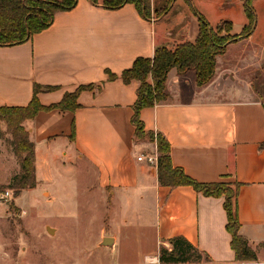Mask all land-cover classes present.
Instances as JSON below:
<instances>
[{
	"label": "crops",
	"instance_id": "crops-1",
	"mask_svg": "<svg viewBox=\"0 0 264 264\" xmlns=\"http://www.w3.org/2000/svg\"><path fill=\"white\" fill-rule=\"evenodd\" d=\"M102 1L78 0L28 42L0 47V107L28 106L35 85L42 87L37 96L44 107L93 86L78 94L76 110L41 111L25 123L35 144L37 179L28 192L54 204L73 202L83 182L87 198L95 197L100 206L89 219L90 228H99L93 246L115 252L124 238L155 243V254L144 255L145 264H161L160 249L177 237L210 257L199 264H264L259 255L264 249L258 248L264 243V101L239 77L243 68L264 63V0H253L255 30L217 59L211 85L198 95L189 89L195 73L179 75L174 69L168 77L173 101L141 112L145 131L161 134L170 144L174 167L200 183L242 185L240 234L256 248L255 263L236 261L224 198L160 184L157 145L137 140L132 121L140 83L120 78L137 58H152L158 47L194 42L199 18L193 8L212 26L231 22L232 34H241L248 22L247 0H173L166 14L151 20L134 4L109 10ZM169 1L152 0L153 14ZM108 72L119 77L110 80ZM148 156H156L157 163H149ZM58 216L66 213L59 210ZM108 237L114 239L112 248L101 246Z\"/></svg>",
	"mask_w": 264,
	"mask_h": 264
},
{
	"label": "trees",
	"instance_id": "trees-1",
	"mask_svg": "<svg viewBox=\"0 0 264 264\" xmlns=\"http://www.w3.org/2000/svg\"><path fill=\"white\" fill-rule=\"evenodd\" d=\"M91 1L97 5L100 4L99 0ZM252 2L253 0H247L245 3L248 22L239 35L232 34L231 22L212 26L205 16L193 8L199 18V34L194 42L186 41L173 47H158L152 58H137L133 66L120 75L125 83L133 80L140 83L132 121L136 127L137 140H149L157 145L160 184L171 188L191 186L196 192L206 197L224 198V209L228 218L226 229L232 237L231 248L235 252L238 263L258 261L257 250L240 234L242 224L238 214V196L242 185L225 182L200 183L186 175L183 169L174 167L170 144L161 134L155 135L145 131L141 112L145 108L169 102L167 82L170 72L174 69L179 75L195 71L198 87H204L212 82L216 75L217 58L227 52L229 45L248 39L254 32L256 13ZM172 3L173 0H170L163 9L154 11V14L158 17L166 14L171 9ZM127 4H134L145 19H152V0H103L101 3L109 10H119ZM77 5L78 0H0V47H14L28 42L34 35L48 29L54 23L58 12L70 11ZM108 75L110 80L119 77L110 72ZM92 88V85L82 86L75 93L66 94L61 103L44 107L37 96L42 87L35 85L34 96L28 106L0 107V124L5 123L8 132L13 136L20 162V173L10 184L15 189L16 197H19L22 191L37 186L35 144L24 123L35 119L41 111L76 110L79 107L78 94L82 90ZM53 89L49 88V90ZM169 244L171 249L166 247L160 249L161 264H199L203 257L206 261H211L208 255L201 253L184 237L173 238ZM258 248H264V243L258 245ZM192 252L196 253L197 258L194 259Z\"/></svg>",
	"mask_w": 264,
	"mask_h": 264
},
{
	"label": "rangeland",
	"instance_id": "rangeland-1",
	"mask_svg": "<svg viewBox=\"0 0 264 264\" xmlns=\"http://www.w3.org/2000/svg\"><path fill=\"white\" fill-rule=\"evenodd\" d=\"M151 17L158 16L151 14ZM229 46L227 52L220 57L226 56ZM254 65L247 70L243 68L239 74L240 82L249 81L253 85V96L264 101V63L254 62ZM194 79L195 85L191 82L189 89L198 95L204 87L214 82L213 79L208 85L198 87L196 73ZM167 91L170 95L169 102H172L168 82ZM0 132V193L10 191L12 194L10 199L0 200V264H145L144 255L155 254V243L141 245L125 238L118 244L115 252L95 248L93 234H96L99 228H90L88 225L91 223L90 217L100 212V206L93 203L95 197L87 198L86 184L83 182L79 183L76 189L79 195L73 202L66 200L61 204H54L38 192H28L29 189L16 197L15 189L10 186L20 173L15 141L5 123L0 124ZM59 210L65 212L66 216L60 218ZM71 213L75 216L74 219L69 217ZM47 227L54 229V233L50 234ZM168 249H171V246ZM192 253L194 259L197 258L196 253ZM259 255L264 258L263 251L260 250ZM201 263L209 262L203 257Z\"/></svg>",
	"mask_w": 264,
	"mask_h": 264
},
{
	"label": "built area",
	"instance_id": "built-area-1",
	"mask_svg": "<svg viewBox=\"0 0 264 264\" xmlns=\"http://www.w3.org/2000/svg\"><path fill=\"white\" fill-rule=\"evenodd\" d=\"M143 157H139V160H142ZM147 161L151 164L157 163V157L156 156H148ZM12 197V194L10 191H5L3 193H0V200H8Z\"/></svg>",
	"mask_w": 264,
	"mask_h": 264
},
{
	"label": "water",
	"instance_id": "water-1",
	"mask_svg": "<svg viewBox=\"0 0 264 264\" xmlns=\"http://www.w3.org/2000/svg\"><path fill=\"white\" fill-rule=\"evenodd\" d=\"M47 231L52 234L54 233V229L50 228V227H47ZM114 245V239L113 238H105L101 244V246L103 247H109V248H112Z\"/></svg>",
	"mask_w": 264,
	"mask_h": 264
}]
</instances>
